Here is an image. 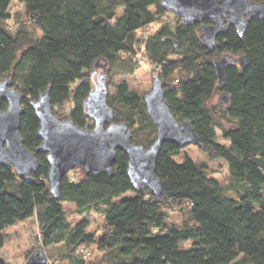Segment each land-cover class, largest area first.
Wrapping results in <instances>:
<instances>
[{"label": "trees", "instance_id": "16d2710c", "mask_svg": "<svg viewBox=\"0 0 264 264\" xmlns=\"http://www.w3.org/2000/svg\"><path fill=\"white\" fill-rule=\"evenodd\" d=\"M22 1L23 12L16 15L12 0H0V80L20 94V136L39 166L25 177L0 163V248L6 227L34 216L42 246L62 248L57 259L47 255L46 264H264V21L250 19L242 36L228 26L210 48L200 24L185 25L179 18L173 30L160 24L143 38L142 30L168 13L160 0ZM250 1L264 6V0ZM138 49L165 82L170 112L191 122L206 159L163 144L155 166L163 194L155 196L131 186L128 157L117 150L112 176L76 167L63 177L55 199L30 103L48 91L55 116L69 102L63 118L92 128L83 103L96 68L103 69L108 87L107 72L135 71ZM220 56L227 58L222 86L213 64ZM110 84L115 91L108 93L107 105L117 113L116 122L125 121L132 143L148 148L156 128L143 95L125 81ZM216 160L227 166L225 186L213 177L209 162ZM75 169L76 178L70 176ZM63 202L76 207L81 218L75 223L67 221ZM171 210L180 213L179 225L167 222L165 211ZM91 212L102 217L99 233L89 230Z\"/></svg>", "mask_w": 264, "mask_h": 264}, {"label": "water", "instance_id": "95a60500", "mask_svg": "<svg viewBox=\"0 0 264 264\" xmlns=\"http://www.w3.org/2000/svg\"><path fill=\"white\" fill-rule=\"evenodd\" d=\"M160 6L173 13L185 25L200 24L201 36L210 48L215 38L228 26L242 36L250 19L264 21V6L250 0H160ZM227 58L213 62L219 86L224 84V66ZM243 67L246 58L238 59ZM151 89L142 96L145 110L156 128L155 141L145 148L132 143V130L125 121L116 122L117 113L107 105L108 87L102 74L96 75L93 88L83 103L92 128L76 126L70 118L61 119L52 113L48 91L30 105L39 120L36 136L41 140L38 150L46 153L49 164L47 181L50 194L60 199L63 177L79 167L86 174L106 173L112 176L116 151L128 157L127 176L131 186L147 188L160 196L163 189L155 175V166L161 146L165 143L178 147L198 146L197 135L189 120H177L164 99L165 82L157 75L151 77ZM224 94L219 95L226 102ZM2 101L6 108L2 110ZM23 113L21 97L5 79L0 80V163L11 166L18 176L28 177L39 162L34 153L24 147L20 136V117ZM26 264H46L43 250H33Z\"/></svg>", "mask_w": 264, "mask_h": 264}, {"label": "rangeland", "instance_id": "374dc122", "mask_svg": "<svg viewBox=\"0 0 264 264\" xmlns=\"http://www.w3.org/2000/svg\"><path fill=\"white\" fill-rule=\"evenodd\" d=\"M23 1L22 0H12V12H16V15H20L23 12ZM177 17L168 12L165 17L162 18L161 22L153 23L146 27V31L148 33H153L155 29H157L160 24H168L173 30L174 22ZM139 52V58H136V69L130 75H113L110 72H107V77L105 82L108 83V92L110 94L114 93V87L110 83H119L120 81H125L130 90L136 92L138 95H144L151 89V77L152 75H157V71L153 70V67L144 59L143 54ZM221 57V56H220ZM222 58V57H221ZM219 58V59H221ZM103 69L99 66L96 68L94 73V80L97 74H103ZM70 107V103L66 102V104L62 108H57V117L67 116L68 110ZM217 133L219 131L217 130ZM216 142L227 145V141L222 139L221 137H216ZM183 151L189 155L194 160H204L206 157L202 152H200L195 145H187L182 147ZM211 167L213 177L219 181L222 185H227L230 180V175L227 169L225 162L222 160H216L209 162ZM70 176H76L79 174L78 170H73ZM132 193L127 192L125 195L130 196ZM62 207L65 212V216L68 222L71 224L75 223L77 220L81 218V216L77 213L76 207L72 203L63 202ZM166 220L170 225H179L181 222V215L176 210L165 211ZM89 220V230L95 231L96 233L100 232V228L102 227V217L94 212H91L89 216H87ZM5 241L0 248V260L5 262L6 264H26V259L29 254L35 249H41L45 253L46 257L53 259H57L61 254V245H51L44 247L41 244L39 227L38 223L35 220V217L32 216L24 221L17 222L12 226H8L4 230Z\"/></svg>", "mask_w": 264, "mask_h": 264}, {"label": "built area", "instance_id": "2783aa9c", "mask_svg": "<svg viewBox=\"0 0 264 264\" xmlns=\"http://www.w3.org/2000/svg\"><path fill=\"white\" fill-rule=\"evenodd\" d=\"M141 35H142L143 38H145L148 35V32L146 31V28L144 30H142Z\"/></svg>", "mask_w": 264, "mask_h": 264}]
</instances>
